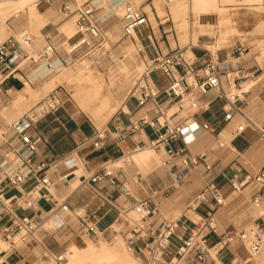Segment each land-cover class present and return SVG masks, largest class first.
Masks as SVG:
<instances>
[{
	"label": "built area",
	"instance_id": "built-area-1",
	"mask_svg": "<svg viewBox=\"0 0 264 264\" xmlns=\"http://www.w3.org/2000/svg\"><path fill=\"white\" fill-rule=\"evenodd\" d=\"M119 1L123 5L120 18L122 38L128 39L139 28L148 26L149 19L144 10L134 6L129 0ZM173 1L165 0V3ZM98 10V6L89 1L75 10L63 7L65 17L75 18L73 38L79 37L71 44L69 54H76L82 50L92 52L97 48L102 49L104 33L100 20L95 16ZM170 22V19L166 18L163 24ZM31 44L32 36L26 31H23L19 38L15 36L0 38V94L3 92L1 86L9 80L19 81L24 86V82L17 76L21 63L29 57L26 50ZM193 49L198 47L189 44L167 53H156L155 57L149 58L145 55L144 49L136 45L143 71L126 100L134 101L136 109L150 105L154 118L144 117L131 124L126 130V135H131L144 127L150 128L153 137L145 143L138 144L134 152L144 149L156 154L162 152L160 165L169 171L177 184L182 183L190 171L202 169L200 173L202 188L188 202L186 209L189 213H196L202 209L203 214L196 221H190L185 216L182 221L166 222L158 219L159 208L155 200L160 192L151 191L143 198L134 197L126 182L116 181L120 168H116L113 162L90 172L86 177L80 174L81 181L74 190L63 196L58 195L59 184L63 189L69 188V181L76 177L79 167L75 159L71 158L73 155L71 153L53 162L63 163L66 173L58 175L51 171L53 163L38 154L43 138L39 134L31 133L35 122L31 115L26 113L10 126V130L15 134L12 143L3 142L0 134V241L6 244V249L0 250V264H6L5 256L15 253L22 246L32 243L43 249V243L38 239V234L44 230L43 224L50 219L58 220L66 214L67 220L75 219L77 233L81 237L95 239L103 236L107 240H112L116 236H121L126 251L144 264H183L188 256H194L200 264H204L211 257V250L218 253L234 241L243 244L250 258H256L262 253L264 164L253 175L243 174L240 169L231 170L229 167L220 168L217 173L215 171L220 161L218 153L227 150L237 156L230 145L247 130L264 141V122L257 124L243 108L249 103L248 97L252 87L248 91H242L240 86L248 78V74L246 75L241 63H232L228 58L221 59L218 50L212 52L205 49L201 57H196L192 53ZM233 53L240 57L242 46L235 48L231 54ZM55 56L58 57L57 49L54 44L49 43L39 52L36 59L29 58V61L34 64L43 61L45 68L54 70L60 64L58 60L57 65L53 64L52 58ZM24 81L32 84L31 79L25 78ZM224 85L231 90L230 93L223 90ZM10 90L12 89L5 90V94ZM212 90H217L218 98L226 101L222 107L221 126H213L207 120L201 122L196 120L199 110L202 113L210 110V103L199 107L197 99ZM57 92L47 95L38 103L41 113H55L63 108L64 102L57 96ZM257 97L259 105L264 110V87ZM185 100L192 113L183 120L174 121L179 110L183 109ZM172 107H176V111L168 114ZM122 113L128 119L131 116L129 112ZM232 122L234 127L229 129L231 139L228 140L223 136V131ZM105 134L104 129L95 131L91 140L94 150L105 147ZM204 135L213 138L215 149L211 147L193 153L191 148ZM175 142H181V146L173 147ZM176 163L181 165V170ZM224 186L233 193L250 188V205L256 216L248 227L233 229L220 235L215 215L226 205V196L222 188ZM80 187L87 190L89 197L82 208H76L70 204L69 199ZM39 188L52 193L55 199L51 200L42 195ZM114 194H117L124 203L118 204ZM41 203L46 206L45 209ZM111 214L113 217L109 224L102 226V222ZM188 222L191 223V227ZM63 224L61 221L54 230H58ZM178 228L186 232L187 236L177 234ZM212 239H215L213 244ZM174 240L178 244L175 257L165 260ZM41 258L47 260L49 264L65 262L61 255H54L45 249Z\"/></svg>",
	"mask_w": 264,
	"mask_h": 264
},
{
	"label": "crops",
	"instance_id": "crops-1",
	"mask_svg": "<svg viewBox=\"0 0 264 264\" xmlns=\"http://www.w3.org/2000/svg\"><path fill=\"white\" fill-rule=\"evenodd\" d=\"M100 1L102 0H98L95 2H100ZM111 1L113 0H110L109 2ZM135 1L138 2L139 4H142L143 6V2L145 0H135ZM42 2L38 3L36 7H37V11L43 16V20H44V24L38 30L39 34L43 38L44 43L43 45H41V43H38L37 47H33L34 40L36 41V39L32 35L33 39H32L31 47L33 48H30L31 50L29 49V51H27L29 55H31V53L33 52L34 56L32 55L31 56L34 58L39 54V52L43 48H45L49 43H52L53 35L57 34L56 37L60 39V41L65 40L62 46L64 44H68V45L73 44L74 42H72V40L75 38V37L73 38L74 34L70 36L69 38H65L64 34L60 31V29L65 24H67L70 20L75 19L74 17H68V18L65 17V15L62 12L63 7L71 8L69 4L72 6H75L73 5L74 1L73 0H43ZM215 2L218 6H226V7L230 6L228 0H215ZM41 4H43L46 7L43 9H40L39 5ZM92 4H96V3L92 2ZM146 7H149L151 13H153L152 16L154 18V21L157 22L156 27L153 26L152 21L150 20V17L148 16L149 25L146 27L139 28L137 31H135L134 38L132 41H134L136 45H139L140 47H142L144 49L145 55L149 58L155 57L156 53H159V52L167 53L170 50L178 48L179 47L177 46L178 43L175 40H174V48H172L171 43L168 40V36H166L167 40L162 41V42L160 41V39L163 38L162 34H161L160 39L156 37V31L159 32L161 28L163 30L162 33L167 34V31H164V27H163L165 25L163 24L164 21L161 22V19L165 20L166 18H169L170 21H173L169 8L167 7V9H165L166 13L164 16L159 17L156 7L145 5L144 8H141V7L139 8H141L142 10L144 9L146 10ZM75 9L76 8H74L73 10ZM153 10H155V12ZM59 13L64 17V19L60 18ZM146 13H147V10H146ZM106 14L107 13L104 12L102 16H105ZM95 16H96V13H95ZM201 17H206V15H202V16L199 15L198 22H199V18ZM96 18L99 20L101 19L97 16ZM157 20H159L160 22L158 23ZM205 26L208 27V26H213V25L206 23ZM169 31H171V29H169ZM179 40H180V44H184L182 40V35H180ZM196 47H198V49H193L192 53L196 57H201L204 54L205 49L201 48L199 44ZM57 52H58V57L55 56L52 58L54 65L58 64L57 60L59 61L58 58L60 57L59 51ZM224 58L225 57L221 59H224ZM226 58H228L229 61H233L231 57V52L229 55L228 54L226 55ZM25 63L28 66L32 67V71L30 73V72H27V70L25 72L24 70L20 69V73L18 74V76L21 78L20 80L24 81L25 78H28L32 80L31 83H34L35 79L42 78L41 74H43V71H45V66H44L43 61H39L38 64H34V63H31L29 60H27ZM255 74L253 75L251 73L250 74L251 77L247 78L246 80L242 82V86L243 85L248 86L250 83H252L251 94L248 97V100L254 97L252 100L250 99L251 101H249L248 105L243 108H244V111L248 114V116L253 121H255L257 124H259V123L264 122V114H261L255 111V108H253V102L258 98L257 97L258 94L261 92L262 88L264 87V78L263 76L261 77L255 76ZM6 84H10V89H15V87H20L21 83L16 80H9L6 82ZM159 84H161V82H159ZM23 89L24 87L21 90ZM21 90H13V91H21ZM223 90L225 92L228 91L225 85L223 86ZM57 96L60 98V100L64 102V105L69 100V99H64L62 94L59 93V91L57 92ZM218 96H219V92L217 90H212L208 92L206 95L197 99V103L199 107H202L207 103H210V110L208 112L202 113V111L199 110V115L196 117V120L198 122L207 120L213 126H221L222 107L225 105L226 101L223 98L222 99L218 98ZM25 97H26V101L29 104L27 110L24 111L20 116H17L16 114L11 115L10 120L14 121V118L16 120L20 118L21 116H23L24 114L30 113L32 111L31 109L33 108L35 109V107L37 106L38 103L35 104L31 109H29L31 106L30 104L32 100H30V98H27L26 95ZM131 101L132 100H128V101L126 100L125 105H124L126 110L125 111L120 110L106 124V127L104 128L105 133H106L105 134L106 135V145L104 148L100 150H94L91 146V140L94 136L95 131L98 129L94 128L92 134H90L89 136H86L82 132L81 124L75 123V120L71 118L72 115L68 114L64 106L62 110L61 109L59 110L58 114L54 113L56 120L60 121L61 127L48 128V127H43L44 125L41 126L39 124L40 128L42 127V132H41V131H37L38 127L36 125H33V128L31 129V133L39 134L43 138V142L38 152L41 158L47 160L48 162L53 163L54 160H56L57 158L73 153L71 158L75 159V162L77 163L79 167L76 172L77 174L76 177L71 178L69 181V188L63 189V187L59 184L57 188V191L59 192L58 195L63 196L71 192L72 190H74L78 186L79 181H81V177L79 178L80 174L86 177L90 174V172H93L110 162L114 163V161H117L118 163L117 168H120V169L117 174L116 181L126 182V184L130 186L131 193L134 197L143 198L146 195H149L151 191L160 192L159 196L155 200V203L159 208L158 209L159 210L158 219L159 218L163 219L166 222H171L175 220L182 221L185 216L190 221H196L197 219L194 220L192 216L194 218H198L200 215L203 214V212H200L199 210L196 213H191V216H190L188 214L189 212L186 209V207H187L188 202L191 199H193L198 194L200 189L202 188V178H201V187L199 190H197L196 188H193L192 186H188L182 189V191H179L176 189L179 186V184L174 182L169 171L165 168H162L161 165L158 163L159 159L163 157L162 153L155 154V153L150 152V154L140 156L139 154L145 153V152H141V153H135L133 155H130L134 153V150L138 144L142 142L145 143L148 140H150L153 137V133L150 128L144 127L131 135H126L127 128H129L131 124H135L136 122H138L141 118H144V117H147L148 119L154 118V114L153 112H151L150 105L142 109H136L135 102L132 101L134 105L132 108H129L128 103H130ZM186 102H187L186 100L183 102L184 103L182 106L183 109L179 110L178 114L174 117V121L183 120L186 116H189L192 113V111L190 110ZM122 111L129 112L131 114L130 118L129 119L126 118L123 115ZM59 113H61V115H59ZM66 115L72 121L71 125H75L76 129L71 130V131H68L66 129V125H67ZM64 120H66V123H63ZM13 121L9 122V121L3 120L0 123V129H1V125H6L7 127L5 131L0 132L1 139L3 142L12 143V141H14L15 134L13 131L10 130V125ZM232 127H234L233 122L230 123L226 127V129L223 131V135L229 134L230 132L229 129ZM147 129L150 130L149 134L146 132ZM251 133L255 136L246 145L240 148L235 147L234 144L236 140L239 139V137L233 140V142L231 143V147L235 151L237 156L232 152L230 153L231 156H228V157H226L228 153H224V154H220V152L218 153L220 161L215 167L216 173L218 172L220 168H223V167H229L231 170H233L234 168L240 169L243 174L248 173L252 175L255 174L260 169V167L264 164L261 162V158L260 159L258 157L253 158V155H254L253 150L257 147V144L259 143L257 142V140L259 141V139L256 134H254L253 132ZM65 137H68V139L65 140ZM81 137L85 140L82 143H81L82 141ZM180 146H181V142H175L173 144V147L175 148L180 147ZM211 147H212L211 136L204 135L202 136V138H200L198 143L194 145L193 148L195 151L194 152L192 151L193 148H191V151L193 153H197L203 149H209ZM57 148H61L62 152H57L56 151ZM221 153H223V151H221ZM67 159L69 161L70 157H68ZM233 162L235 163L231 164ZM176 166L180 170L182 169L179 163H176ZM51 171L54 173H57L58 175H61L67 172L63 168V163L58 162V161L53 163ZM197 171L201 173L202 169L198 168ZM185 179L187 180V177ZM190 179L193 180L194 176L193 177L191 176ZM100 188L105 190L103 186H100ZM222 188L226 196V205L223 208L219 209L215 215L216 221L219 225L220 235L226 232H229L232 229H238L236 228L234 224L235 220L231 219L229 216V208H230L229 204L238 199L242 201L245 197L243 193L246 191L244 190L243 192H240V193H233L231 192V190L226 188V186ZM40 193L46 197L47 195L52 196L50 198L51 200L55 199L53 194H49L47 192H42V191ZM88 197H89V194L87 190H85L84 187H80L70 197L69 202L73 207L82 208L83 203L87 201ZM114 198H116L118 204L124 203L123 200L117 196V194H114ZM227 205L229 208L227 207ZM163 213L166 216H164ZM179 213L180 215L174 220L169 219V217L174 218ZM112 217H113V214L109 215L102 222V226L109 224ZM61 218H63L61 221L64 224L61 227H59L58 230L56 231L54 230L53 232H50V231L48 232L44 228L45 225L49 223L47 222L43 226L44 230H42L38 234V239L43 243V249L32 243L26 246H22L18 248L15 253L7 254V256H5L6 264H38L40 262L49 264L47 260H43L41 258V254L44 249L48 250L50 253L54 255H61L66 251L67 245H69L70 243L74 244L77 247L82 246V244H84L83 237H81L77 233V225H76L75 219L67 220L68 217H64V216H61ZM237 220L239 221V218ZM52 221L55 223L56 227L57 225L61 224V222L57 219L52 220ZM188 225L190 227L192 226L191 223L189 222H188ZM176 233L181 234L184 237L187 236V233L183 232L181 228H178ZM63 235L64 237L66 236L64 240H62ZM75 240L79 241V243L77 244ZM214 242H215V239H212V244ZM177 245L178 244L175 240L172 241L168 254L167 256H165V260H169L170 258L175 257L174 255L176 252ZM253 259L254 258H250L246 248L243 246L241 242L234 241L228 244L218 253L212 254V256L204 264H264V250L259 256L255 258V260ZM141 263L144 264V262L142 261ZM183 264H200V263L195 259L194 256H188L184 260Z\"/></svg>",
	"mask_w": 264,
	"mask_h": 264
},
{
	"label": "rangeland",
	"instance_id": "rangeland-1",
	"mask_svg": "<svg viewBox=\"0 0 264 264\" xmlns=\"http://www.w3.org/2000/svg\"><path fill=\"white\" fill-rule=\"evenodd\" d=\"M42 1L43 0H38L34 4L36 12H38L37 7H36L37 4L42 2ZM73 1H74L73 5H75V6H72L69 4V6H71L72 10L74 8L79 7L81 4H83L86 1L93 2V3L97 4L99 10L96 12V16L101 18L100 23H101V27H102V30L104 33V40L101 44L102 49L98 50V48H97L96 50H94L92 52L91 51L88 52L87 50H82L76 54H67L66 51L64 50V47L66 46V44H64L62 46V44L65 40L60 41V39H58L56 37L57 34L53 35L52 43L55 45L57 51H59V53H60L59 54L60 55V57H59L60 64L57 65V68L54 70V73L56 71H59V74H60L65 69H73L76 66L78 67V65L80 63L85 62L87 67H89V70H91V73L93 75L101 74V75H103L106 82L111 81V82H113L114 86H117L118 84H120L123 81L125 75L123 74L124 71L121 69L120 63L115 61L111 57V49H113L116 44H125V45L130 44L132 46L134 45V47L136 48V44L134 41L127 40L126 38H122V31H121L122 24H121V20H120L121 15H122L121 9H120V12L118 14H115L113 11L110 12L109 9L107 8L108 2L110 0H102L100 2H95V0H73ZM130 2L132 4H134V6L141 7V8H144L145 5L155 7V4L159 3L160 5H162V10H163L162 15H160V13L157 11L159 17H162L165 15V13H166L165 9H167V7L169 8V11L172 15L169 4H166L165 1H163V0H159V1L145 0L143 2V6H142V4H139L138 2H136L135 0H130ZM45 7L46 6H44L43 4L39 5L40 9H43ZM201 8L204 9V11L206 13L200 14V16L206 15V17L199 18L200 24L205 25L206 23H209L210 25H216L217 24L216 22L218 20L217 18H219L218 11H217V4L215 3V7L212 8L213 13L212 12L209 13L210 7L207 5H202ZM240 8H242V10H240L238 12H234L236 14L230 16V18H232L231 27L234 26V27H232L233 29H232L231 35H230V33L220 34L219 30L215 27H208V28H200L199 27L198 29L197 28L194 29V31H196L199 35L197 38V42L201 48L210 50L212 52H215L218 50V54L220 55V58H223V57L226 58L227 54L229 55L230 52H233V50L235 48H237L241 45L242 46V55L240 57H238L237 53L236 54L233 53V55L231 54V57L236 59V62H239L242 64V66L246 70V72H245L246 75L248 74V78H250L251 77L250 74L255 72V71H257L255 76H260V77L263 76V78H264V57H261V48L264 47V27L260 28V26L258 24L261 21H264V10L258 9V6H252V7L251 6H241ZM144 11L146 12L145 9H144ZM153 11L155 12V10H153ZM104 12H106L107 14L105 16H102L104 14ZM147 15L150 17V20H151L152 15H150L149 12H147ZM59 16H60V18L64 19V17L60 13H59ZM25 17L26 16H24V15L18 16V17H13V18L7 20L3 25L1 24V21H0V30H2V34H1L2 36L0 35V37L6 38L10 35L14 36V35H17L21 30L26 29L29 31L30 34H32L35 37L36 41L34 40V45H36L37 41H39L38 39L42 40L43 38L41 37V35L35 34L30 29V27L28 25L29 22H28L27 18H25ZM172 19H173V15H172ZM70 21H72V22H68L67 24H65L63 26V27H65L64 29H62V28L60 29V31L64 34V36L66 38H68L71 35V33L75 31V27H74L75 19L70 20ZM157 21H158V23L160 22L159 20H157ZM163 21L164 20L161 19V22H163ZM171 22L166 23L163 26L164 31H167V34L162 33L163 30L161 28L159 32L156 31V37L160 39L161 34H162L163 38L160 39V41L162 42V41L167 40L166 36H168V40L171 43L172 48H174V40L178 43L177 46H179L180 48H183L184 46L189 45L188 42H185L184 44H180V40H179L180 35H185V33H184L185 31L180 29L177 26V24L174 22V19ZM169 29H171V31H169ZM220 31L221 32L225 31V28L222 27L220 29ZM54 37H56V38H54ZM78 38L79 37H75L72 40V42H75ZM223 40H224V42H223ZM43 43H44V41L42 40L41 45H43ZM222 43H224V46L221 45ZM137 46H139V45H137ZM31 55L34 56L33 53H31ZM134 56L136 58V61L142 66V71H143V64H142L141 58H140V56H138L136 51H134ZM234 62H235V60H234ZM20 69L24 70L25 72L27 70V72H30V73L32 71V67L28 66L26 63H24L20 67ZM54 73L52 75H54ZM45 74H46L45 72L43 74H41L42 78L36 79L34 81V83H32L30 85L32 89L36 90V89H38L39 86L42 85V83L46 79V78H44ZM17 77L19 79H21L19 76H17ZM21 81H23V80H21ZM157 81L159 82V80H157ZM133 84L134 83H132L131 85L127 86L124 89L125 91H123L121 93V96H122L121 98L127 97V95L129 93V91L131 90ZM249 86H252V84H249ZM9 88H10V84L5 83L1 86V90L3 92L0 94V123H1L4 115L9 111L8 108H10V106H8V105L12 102L13 97H15V95H16V94H12L11 92L5 94L4 91L8 90ZM22 88H23V86L20 84V87H15V89H13V90H21ZM67 88H68V86H66V85H60V86H57L56 88H52L47 93H44V94L39 95V96H35V94L30 93V92H26L27 98H30V100H32V102L30 104L31 106L29 109H31L35 104L39 103L43 98H45L47 96V94L49 95L55 91H59V93L62 94L64 99H69L66 102V104L64 105V107L67 110L68 114L72 115L71 118H73V120H75V123L81 124L82 132L86 136H89L90 134H92L94 128H96L98 130H103L105 128V127H103V125L96 124L97 123L96 121L98 118L97 116L94 117L95 115L92 116L93 114L90 112H83V111H80L79 109H77V107L75 106L71 97L69 96L70 95L69 91L71 89H67ZM245 88L247 90L250 89V87H248L247 85L245 86ZM253 98H250V99L252 100ZM250 99H249V101H251ZM133 105H134V103L132 101L130 103H128L129 108H132ZM6 107H7V110L4 111V108H6ZM37 107H39V105ZM253 108H255L256 112L264 114V110L259 105V101L257 99L253 102ZM31 110H32L31 112L35 111L34 108ZM58 112L59 111L55 112V114H58ZM59 115H61V113H59ZM38 116H36L37 119H34V122H35L34 125H36L38 127L37 131L42 132V127L40 128V125L41 126L44 125L43 127H48V128H55V127L59 128V127H61L60 121L56 120L54 113H49V114L41 113V116H39V117ZM66 120H67L66 129L68 131L76 129L75 125H71L72 121L68 118L67 115H66ZM66 120H64L63 123H66ZM6 129H7L6 125H1L0 132L5 131ZM146 132L149 134L150 130L147 129ZM225 136H226V138H229V139L231 137L229 134H226ZM254 136L255 135H253L250 131H247L246 133H244L242 135V137H239V139L236 140V142L234 144L235 147L240 148V147L246 145L250 140L253 139ZM67 139H68V137H65V140H67ZM81 139H82L81 143L85 141L82 137H81ZM211 140H212V147H213V149H215L214 140L212 137H211ZM257 142L262 143L261 140H259V141L257 140ZM56 151L62 152V149L57 148ZM192 151L193 152L195 151L194 148L192 149ZM224 153H228L226 155V157L231 156V154H230L231 152H229L227 150L223 151V153L220 152V154H224ZM149 154H150V152H149ZM161 159L162 158L159 159V162H158L159 164H160ZM262 163H264V162H262ZM191 176L192 177L194 176L193 180L190 179ZM188 186H192L193 188H196L197 190L200 189L201 177H200L199 171H197V170L190 171L189 175L187 176V180L185 179L182 183H180L176 189L179 191H182V189H184L185 187H188ZM250 191H251L250 188L246 189V191L243 193L245 197L242 201L240 199H238L236 201L231 202L229 204L230 208L227 205V207L229 208V216L231 219L235 220L234 224H235L236 228L248 227L251 223V220L256 216L255 210L250 205V197H249ZM41 206L44 209L46 207L43 203H41ZM200 212H203V210L200 209ZM188 214L191 216V213H188ZM163 215H164V213H163ZM179 215H180V213L178 215H176L174 218L169 217V219L174 220ZM253 215H254V217H253ZM164 216H166V215H164ZM192 218L194 220L197 219V218H194L193 216H192ZM238 218H239V221L237 220ZM62 219L63 218H60L58 220L61 222ZM54 229H56V227ZM54 229L53 230L51 229L50 232H53ZM62 237H63L62 240H64L66 238V236L64 237V235ZM116 237H118V236H116ZM116 237L112 240H107L103 236H99L98 238H95V239L83 237L84 244H82V246H79V248L85 247L86 245L92 246L95 248H99L101 242H105L109 246H114V244L117 240ZM75 242L77 244L79 243V241H77V240H75ZM122 243H123V240H122ZM93 245H95V246H93ZM117 247H118V251H120V252L125 251L124 243L121 246L117 245ZM61 255H63L65 257L64 253ZM129 258L136 264H142L141 261L134 256H129ZM253 260H255V258ZM38 264H45V263L40 262Z\"/></svg>",
	"mask_w": 264,
	"mask_h": 264
},
{
	"label": "bare ground",
	"instance_id": "bare-ground-1",
	"mask_svg": "<svg viewBox=\"0 0 264 264\" xmlns=\"http://www.w3.org/2000/svg\"><path fill=\"white\" fill-rule=\"evenodd\" d=\"M37 1L38 0H0L1 24L3 25L7 20L13 17L24 15L26 16L25 18H27L29 22L28 25L30 29L35 34L40 35L38 30L44 24V20H43V17L38 12L35 11L34 4ZM95 1H98V0H95ZM155 1H159V0H155ZM228 1L230 4L229 7L217 5V11L219 15V18H217L218 20L216 22L217 24L213 26H208V27L217 28L220 34L230 33L231 35L232 29H233L232 27L234 26L231 27L232 18H230V16L236 14L234 12H238L242 10V8H240L241 6H251V7L258 6V9L264 10V0H228ZM215 3H216L215 0H174L172 3H169L174 22L177 24V26L180 29L185 31L184 32L185 35H182L183 43L188 42V44H192L193 46H198L197 38L199 35L196 31H194V29L195 28L198 29L199 27L208 28L205 25L203 26L198 22L199 15L201 13H206L204 9L201 8V6L202 5L209 6L210 7L209 13H211L212 8L215 7ZM155 7L157 11L160 13V15H162L163 14L162 5H160L159 3H156ZM107 8L109 9L110 12L113 11L115 14H118L120 12V9H121V14L123 11V5L119 0H113L109 2ZM146 10L147 12L150 13V15L153 14L151 13L149 7H146ZM151 21H152L153 26L156 27L157 22L154 21L153 16L151 17ZM69 22H72V21H69ZM258 24L260 28L264 27V21H261ZM222 27L225 28V31L221 32L220 29ZM64 28L65 27H62V29ZM23 31H26L29 35L32 36V34H30L29 31L26 29L21 30L17 35H14V36L19 38L20 34ZM74 33L75 31L72 32L70 36H72ZM1 34H2V30H0V35ZM133 38H134V35L128 38L127 40H133ZM1 39H5V38H1ZM32 39H33V36H32ZM38 40L39 41H37V44L41 43L43 39L42 40L38 39ZM37 44L34 45L33 47H37L38 46ZM221 45L224 46V43H222ZM33 47H31L30 45L26 51H29V49ZM70 48H71V45H68V44H66V46L64 47V50L66 51L67 54L70 53ZM134 51H136V48L134 47V45L132 46L130 44L128 45L116 44L114 48L111 49V57L115 61L120 63L121 69L124 71L123 74L125 75L123 81L117 86H114L113 82L111 81L106 82L103 75L101 74L93 75L91 73V70H89V67H87L85 62L80 63L78 67L76 66L77 68L74 67L73 69H65L60 74H59V71H56L54 73L55 69L53 70L52 68L51 69L45 68L44 72L46 74L44 75L45 76L44 78L46 79L44 80L42 85L38 87V89L36 90L32 89L29 86V83L24 81L23 90L13 91L12 89L8 91V93L11 92L12 94H16V95L15 97H13L12 102L8 105L10 106V108H8L9 111L4 115L2 121L3 120L9 121V122L13 121V120H10L11 115L16 114L17 116H20L24 111L27 110L29 104L26 101V97H25V95L27 94L26 92H30V93L35 94V96H39L40 94L48 92L52 88H56L57 86H60V85H66L68 86L67 89H71L69 91L70 92L69 96L71 97L77 109L83 112H90L93 114V115L91 114L92 116L95 115L94 117L97 116L98 118H97L96 124L103 125V127H106V124L109 122V120L119 110H124V111L126 110L124 105H125V101L127 97L121 98L122 97L121 93L125 91L124 89L127 86L131 85L132 83H135L141 76L142 66L136 61V58L134 56ZM28 56L29 57L27 60H29V58L36 59L38 55L35 58L29 54ZM261 57H264V47L261 48ZM232 60H233L231 61L232 63L236 62V59H234L233 57H232ZM25 61L23 62L25 63ZM23 62L21 63L20 67L24 64ZM53 73L54 75H52ZM240 87L242 91H248L244 85L242 86L241 84ZM248 87H251V86L248 85ZM230 92L231 90L228 89L227 93H230ZM37 106L35 108V111L30 113L33 119H36V116L41 115V112L39 111V107ZM5 110H7V107L4 108V111ZM174 111H176V107H172L169 110L168 114H171ZM18 119L15 120L14 118V121L11 123V125ZM229 135H230V132H229ZM223 136L225 137V139H228L226 138L225 135ZM261 142L262 143H258L257 147L253 150V153H254L253 158H256V157H258L259 159L261 158V162H264V141L261 140ZM148 151L151 153H154L153 151L149 149H144L141 151H136L130 155H133L135 153L145 152L143 154H139L140 156H143V155L149 154ZM114 165L117 168L118 166L117 161H114ZM38 190L39 192L42 191V192H47L49 194H52L48 192L47 190H45L44 188H39ZM47 197L51 198L52 196L47 195ZM66 215H62V216L67 217ZM52 220H55V219H51L50 221H47L49 223L46 222L47 224L46 223L43 224V226L46 224L44 228L47 231H50L51 229L53 230L56 227L55 223ZM116 238L117 240L114 246H109L107 245V243L101 242L99 248H95V247L88 246V245H86L85 247L79 248L75 246L74 244L70 243L67 246L66 251L64 252L65 257L61 255L62 258L65 260L63 264H136L129 258V256H132V255L128 253L126 249L123 252L118 251L117 245L121 246L123 243H122L121 236H118ZM1 249H6V244L0 241V250ZM212 254H216L215 250H211V256Z\"/></svg>",
	"mask_w": 264,
	"mask_h": 264
}]
</instances>
